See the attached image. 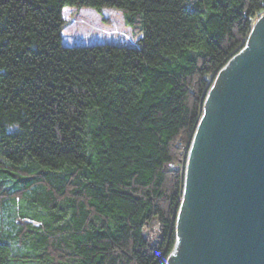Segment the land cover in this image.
I'll list each match as a JSON object with an SVG mask.
<instances>
[{
  "label": "trees",
  "instance_id": "obj_1",
  "mask_svg": "<svg viewBox=\"0 0 264 264\" xmlns=\"http://www.w3.org/2000/svg\"><path fill=\"white\" fill-rule=\"evenodd\" d=\"M65 6L120 10L136 43L66 45ZM263 10L0 0V264H165L202 100Z\"/></svg>",
  "mask_w": 264,
  "mask_h": 264
},
{
  "label": "water",
  "instance_id": "obj_2",
  "mask_svg": "<svg viewBox=\"0 0 264 264\" xmlns=\"http://www.w3.org/2000/svg\"><path fill=\"white\" fill-rule=\"evenodd\" d=\"M184 162L165 264H264V13L212 75Z\"/></svg>",
  "mask_w": 264,
  "mask_h": 264
},
{
  "label": "rangeland",
  "instance_id": "obj_3",
  "mask_svg": "<svg viewBox=\"0 0 264 264\" xmlns=\"http://www.w3.org/2000/svg\"><path fill=\"white\" fill-rule=\"evenodd\" d=\"M62 13L65 18L62 40L66 45H87L94 42L133 45L137 41L136 33L125 23L120 10L103 8L98 13L90 7L65 6ZM262 13H264V10L253 19V22ZM174 168H177V165ZM32 223L36 224V221L32 220ZM158 233L159 226L155 220L146 224L144 234L151 241L157 238Z\"/></svg>",
  "mask_w": 264,
  "mask_h": 264
}]
</instances>
